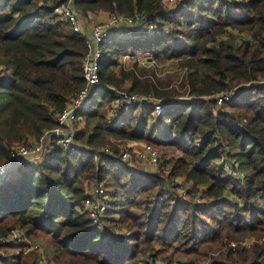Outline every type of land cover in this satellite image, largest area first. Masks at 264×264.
<instances>
[{"label": "trees", "instance_id": "trees-1", "mask_svg": "<svg viewBox=\"0 0 264 264\" xmlns=\"http://www.w3.org/2000/svg\"><path fill=\"white\" fill-rule=\"evenodd\" d=\"M61 1L0 0V162L12 144L31 143L54 127L56 114L85 83L86 42L55 13ZM74 3L83 13L139 12L157 25L153 33L129 27L109 35L102 43L100 78L169 98L160 116L163 136L155 142L165 154L180 153L169 176L184 174L193 186L187 197L179 190L173 195L163 187L162 173L131 168L116 147L113 154L100 149L109 133L145 138L153 107L143 106L138 128L132 111L110 125L103 108L112 95L97 86L90 97H98H89L78 111L87 126L77 139L88 148L52 147L45 160L25 161L0 178V237L16 227L48 236L57 264H158L159 256L160 264H172L178 253L189 260L209 257V264H264V0H184L170 8L162 0ZM138 52L156 61L178 60L181 83L172 86L155 67L120 64L122 55ZM233 86L239 89L229 100L206 98ZM186 93L203 99H179ZM92 178L109 195L100 221L82 210L85 182ZM105 220L124 226L127 240ZM249 235L256 238L251 247L231 245ZM22 246L0 240V249L21 250L0 256V264H38L37 253H24ZM214 250L217 255H211Z\"/></svg>", "mask_w": 264, "mask_h": 264}, {"label": "built area", "instance_id": "built-area-1", "mask_svg": "<svg viewBox=\"0 0 264 264\" xmlns=\"http://www.w3.org/2000/svg\"><path fill=\"white\" fill-rule=\"evenodd\" d=\"M171 1V0H169ZM54 11L63 22L71 25L74 31L80 33L86 42V53L83 59V77L84 85L75 93L62 111L56 114V124L50 129H46L37 139L31 143H15L9 147V157L0 162V178L5 177L17 169L18 165L31 161L38 163L45 160L51 152L52 147H61L65 150L76 151L79 149V140L77 139L79 127L78 122L83 120V116L78 113L79 109L85 106L89 100L91 91L97 86H105L110 89L112 99L115 102V110L125 105L131 104H153L154 114L161 116L164 112L166 99H159L152 94H143L127 90L126 88H119L113 85L106 84L100 78V60L103 57L102 43L105 39L118 32L122 27H134L144 33H153L157 29V25L153 22H147L141 13L136 12L133 15H125L118 12H109L108 18L104 21H96L93 14L88 11L83 13L82 17L87 21L92 22L90 26L85 27L83 18L79 11L74 7V0H62L54 6ZM168 27L164 26L167 30ZM130 54H125L128 57ZM261 80L260 82H263ZM242 84L241 86L248 85ZM240 86V85H239ZM239 86L230 87L226 91H220L206 98H213L217 103H222L231 99L239 89ZM179 99H193L200 100L203 97L185 94ZM117 112V111H116ZM106 152H112L113 149L108 146L104 147ZM130 154L129 149L122 151V158H127ZM139 156L147 165L156 166L161 161L160 150L152 143L147 142L143 144ZM186 194V190L181 187L179 192ZM109 195L103 183H98L93 186L91 192L87 194L83 200L82 210L94 221H100L107 212L109 205ZM121 230L119 233L123 234V240H127L129 232ZM253 239V240H252ZM245 239L240 241H231L233 247L241 243L246 247H251L256 238ZM3 243H22L26 250L37 248L38 245L32 246L29 242L26 230L16 227L9 230L5 235L0 237ZM261 240H264V235ZM30 243V244H27ZM0 256H3L0 253ZM42 260L40 264H52L48 260V256L41 252ZM162 259L158 258V263ZM200 264H208L203 262Z\"/></svg>", "mask_w": 264, "mask_h": 264}, {"label": "rangeland", "instance_id": "rangeland-1", "mask_svg": "<svg viewBox=\"0 0 264 264\" xmlns=\"http://www.w3.org/2000/svg\"><path fill=\"white\" fill-rule=\"evenodd\" d=\"M163 3L165 4V6L167 7H174L176 6L178 3H180V1H184V0H162ZM94 17H96V14H95V11H90ZM109 15V13H108ZM106 20V19H104ZM104 20H101V21H104ZM99 21V20H98ZM90 24H92V22H89ZM125 55V54H124ZM152 62H154V59L152 60ZM151 62V63H152ZM159 67H157V72L160 73V75L163 77V78H170L172 79V86L176 87L177 85H179L181 83V79L179 77H176L177 75V71L180 70V67H179V61L176 60V59H164L162 61H159ZM152 67V66H150ZM115 69H120V66H116ZM177 69V70H176ZM181 74V73H180ZM159 75V76H160ZM127 83V82H126ZM129 85V84H128ZM103 88V87H102ZM99 94L102 95L103 94V91L99 90ZM98 97L97 93L95 92L90 98L92 100H95L96 98ZM188 100V99H187ZM137 113L139 114L140 111H141V108L137 107ZM156 118V117H155ZM153 118V120L155 119ZM151 120V121H153ZM154 133V131L152 132ZM151 138V137H150ZM157 138V137H156ZM159 139V138H158ZM123 140V139H122ZM147 142H150L152 144H154L161 152V161L158 165L156 166H151V165H147L146 163H143V162H139V161H135V165L136 167H133L132 165L128 164L130 167L132 168H139V169H144V170H148V171H154V172H160L164 175L165 177V185L163 187L165 188H169V190H171V192L174 194H177L178 195V192L177 190L181 189V187H183L185 190H186V194H182L181 191H180V195L181 196H184V197H187L189 194V190L190 188H192V182L191 180H187L184 176V174H179L178 176L176 177H170V171L172 170V166H173V162H174V159L175 157H177V155H179L180 153L177 152L175 154H171L170 152L169 153H164L163 151V148L156 144L155 140H153V138L151 139H147L145 140L144 143H147ZM79 146L80 147H87V145H83L81 144V142H79ZM108 146L109 148L112 149V146L111 145H105V147ZM120 149L122 151L124 150H127L128 147L126 146H122V145H119ZM103 152H106L105 151V148H100ZM130 151V149H129ZM110 153V152H109ZM112 153V152H111ZM131 153V151H130ZM132 154V153H131ZM120 157H122V155H120ZM163 164V165H162ZM234 172V170H232V173ZM234 175V174H233ZM94 179L96 178H92V179H87V184H90L91 182L94 181ZM174 186V187H173ZM199 188H203V185H200L198 187ZM197 200L198 201H201L202 198L200 196V193L197 194ZM176 198L173 199L171 201L172 204H174ZM137 211H141V209L139 208H136ZM108 217H110V214L108 215ZM114 219L116 220H119L120 219V215L118 213H115L114 214ZM105 223L106 225H109L112 227V222L111 221H108V220H105ZM118 227V228H117ZM119 229H122V230H126V228L122 225L120 226H117V224H114V227H112V232L114 231H118ZM27 233V232H26ZM28 238H29V242L31 243L32 246L34 245H38L37 248H32V249H28L26 250L25 248H23V246L21 247L23 252L24 253H28V252H31V251H34V253L36 252L37 255H38V259H37V262L38 264H40L41 260H42V257H41V252L44 253L46 256H48V260L49 262L52 264H57L56 260L54 259V254H53V248H52V244H51V239L50 237L48 236H45V235H33V236H30L29 234H27ZM252 239V238H255L254 235H249V236H245V237H242L239 239L240 240H245V239ZM253 240V239H252ZM238 241V240H236ZM264 241V240H262ZM27 242V244H30ZM15 244V243H14ZM20 244V243H19ZM240 244V243H239ZM214 245V244H213ZM158 247L160 245H157ZM175 246V244L172 246V247H168L169 248V252H171L173 250V247ZM14 252V251H21L20 248H11V249H4V248H1L0 249V253L5 256L7 253L9 252ZM168 252V253H169ZM35 253V254H36ZM218 253L216 252V250L212 251L211 252V255H217ZM142 257V256H141ZM142 258H145L144 255ZM159 259L161 258L162 259V262H163V258L161 256L158 257ZM209 261H210V258L209 257H202V258H199L198 260H189V257L186 255V254H182V253H178L176 254V256L173 258V261H172V264H200V263H203V262H208L209 264ZM162 262H159L158 264L162 263Z\"/></svg>", "mask_w": 264, "mask_h": 264}, {"label": "crops", "instance_id": "crops-1", "mask_svg": "<svg viewBox=\"0 0 264 264\" xmlns=\"http://www.w3.org/2000/svg\"><path fill=\"white\" fill-rule=\"evenodd\" d=\"M74 7L77 9L75 3H74ZM78 11H79V14H80L81 19H82L83 18L82 17L83 12L80 11V10H78ZM108 13H109L108 11H95L96 17H94V18H95L96 21H98V20L101 21V20L107 19L108 18ZM83 22H84L83 24L85 25V27L90 26L89 21H87L85 18H83ZM128 28L129 27H122L116 33L120 34L121 32H123V34H125V33L128 32ZM138 35L142 36V35H140V33L134 34V36H138ZM142 37H144V36H142ZM152 60H153V58L151 56V53H149V52H138V53H136L134 55L131 54L128 57H124V55H122L120 57V64L123 65L126 68L127 67H132V64H135V63H138V66H144V67H147V68L155 67L156 68V74L159 76L160 73L157 72V67H159L158 65L160 63H159V61H156L155 59H154V62H152ZM150 66H152V67H150ZM115 67H114V71L116 73H118L119 69L116 70ZM128 84H130V83L129 82L124 83L123 86L127 87L126 85H128ZM110 85H113V84H110ZM168 100H169V98L166 99V101H168ZM87 103L89 104L90 100H88ZM145 105L152 106L153 110H154V105L153 104H145ZM143 106L144 105H141V104H131V105L122 106V107L117 108L115 110V102H114L113 99H111L109 102H107L105 104V106L103 108V111H104L106 117L109 119L110 125H118L117 124L118 123L117 119L119 118L118 116H120V114L122 112L128 113V112L132 111L133 114H134L133 124H134V126L136 128H138L139 127V123H140L141 118H142ZM137 107L141 108V111H140L139 114L137 113V110H136ZM153 110L148 114V122H147L148 124H147L146 130H145V133H146L145 138H143V139H133V138L120 137V136H117V135H114V134H110V133L106 134V138L108 139L107 145H111L112 146L113 153L115 152L114 149L116 147V149H118V151L120 152V155H122V150L120 149L119 145L126 146V147H128L127 149H130L132 154L130 153L127 158H122V157L121 158L124 159L128 164L132 165L133 167H136L135 161H139V162L141 161V162L145 163L144 160L139 156V152L141 151L145 140L151 139V138H153V140H156V139L158 140V138L160 139L163 136L164 122H163V120L160 119V116H157V115L154 114ZM116 111L118 113H116ZM82 116H83V120H80L78 122L79 131H81L83 128H85L87 126L86 117L84 115H82ZM153 118H155V119L153 120ZM151 120H153V121H151ZM93 126H94L93 122L88 124V128L89 129H92ZM79 131H78V133H79ZM153 131H154V133H152ZM79 142H81V141L79 140ZM81 144L87 145L84 142H81ZM104 147L105 146L102 145L100 148H104ZM96 182H97L96 179H94V181L91 182L90 184H87V181L85 182V187H86V190H87V194H89L91 192V190H92L93 186L96 184Z\"/></svg>", "mask_w": 264, "mask_h": 264}]
</instances>
